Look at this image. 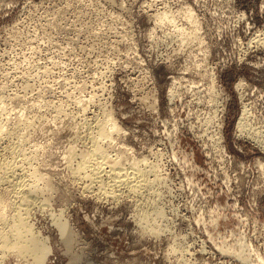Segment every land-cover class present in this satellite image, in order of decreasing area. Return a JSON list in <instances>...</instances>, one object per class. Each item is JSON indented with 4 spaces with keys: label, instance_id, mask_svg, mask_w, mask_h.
<instances>
[{
    "label": "rangeland",
    "instance_id": "1",
    "mask_svg": "<svg viewBox=\"0 0 264 264\" xmlns=\"http://www.w3.org/2000/svg\"><path fill=\"white\" fill-rule=\"evenodd\" d=\"M10 110L27 118L10 139L39 145L47 205L29 217L43 264H264V143L251 137L264 142V0H0V124ZM98 117L120 128L109 156L157 170L146 200L74 179ZM139 207L164 213L159 234L137 225Z\"/></svg>",
    "mask_w": 264,
    "mask_h": 264
},
{
    "label": "bare ground",
    "instance_id": "2",
    "mask_svg": "<svg viewBox=\"0 0 264 264\" xmlns=\"http://www.w3.org/2000/svg\"><path fill=\"white\" fill-rule=\"evenodd\" d=\"M191 17H189V18H191ZM181 28H183V27L181 26ZM176 30H178V29H176ZM183 31L185 33L186 30L184 29ZM191 31H190V33H191ZM180 33H182V32H180ZM188 35H189V33H188ZM178 36L181 37V35H179V34H178ZM185 38L188 39L187 36ZM185 38L182 37L181 39H184V41H185V40H187ZM192 38H189V39H192ZM261 41H263V40H261ZM259 43H258V45H259ZM16 101H18V98H17ZM12 109H14V108H12ZM16 110L17 109H15V111ZM20 110H21V108H20ZM20 110L18 109V111H20ZM103 110L105 111V109H103ZM15 111H11L10 115L13 112L15 113ZM7 112H9V111H7ZM98 112H99V108H98ZM107 113H109V112H107ZM15 114H16L15 117L19 115V114L17 115V113H15ZM24 114L25 113H23V115ZM83 114H86V113L83 112ZM20 115H22V113ZM96 116H98V114H96ZM105 116H106V118L108 120L109 116L108 117H107V115H105ZM4 117H5V115H4ZM7 117L8 118H6V120L3 118V120H5V122L3 121L4 123L1 122L2 124H0V223H1V227H0V256L4 257V256H8L10 254H13V255H17V256H19L21 258L24 257V258L31 259L33 261L32 264H43L45 262L44 261L45 257L50 252L49 246L47 245L46 239L43 238V236H41L38 232H35L36 230L34 231L33 226L30 223L31 221H30V217H29L31 211H33V209L35 207L42 206V208H43V206H44V208H45V205H47L45 200H44V198H43V191L42 190L44 188L40 187V185H39L40 182H43V184L45 183L44 181H40V180H42L44 178L42 173H41L43 171V169H42V171H40L38 169L39 166L38 167H36V166L33 167L32 159H31L35 154L40 156L39 155L40 154L39 147H38L39 145L35 144L32 147V145L29 143L31 145V147L27 148L26 145H24V141H23L24 138L23 139L22 138H18V140L16 138V141H12V139H10V138H13L14 135H17L18 132L22 130L23 124H22L21 120H23L22 119L23 117L22 118H21V116L20 117H16V118H13V117H10V116H7ZM25 117H28V115L24 116V118ZM246 117H248V116H246ZM246 117L244 115H242V116H240V118L237 121L238 127H239L240 131H242V132H244L246 130L247 131L249 130V129H246V121H245ZM92 118H93V116H92ZM103 118H105V117L103 116ZM25 119H27V118H25ZM87 119H88V116H87ZM93 119L95 121V118H93ZM98 119H99V117H98ZM1 120H2V118H1ZM90 120H91V118H90ZM30 121H31V119H30ZM108 121H110V120H108ZM83 123H84V121H83ZM87 123H88V121H87ZM92 123H93V121H92ZM32 124H33V122H31V125ZM29 125H30V123L29 124L27 123L26 126H29ZM88 125H90V122H89ZM249 125H247V126H249ZM86 127L87 126H85L84 128L86 129ZM27 128H29V127H27ZM94 128L96 129V133H94L95 131H94L93 128L92 129H93L94 132L90 131L91 130L90 128H89L90 130H88V131L91 132V133L88 132V133H90L88 135V137H89L88 139H90L91 146H90V148H87V151L85 150L87 153H85V151L83 149L85 154H83L82 156L80 154L81 157L79 158V157H77L74 154L73 150L70 151V149H67L71 153V155L69 156V158H70L69 162L70 163H71V161H73V159H76V158L78 159L79 158L78 159V163L75 166H73V168H71V170H70V172L72 171L73 172L72 174H74L73 175L75 177L74 179H76V178L77 179H85L88 182V184H86L87 187H85V189H88V190H90L92 192H93V190L94 191L96 190L95 192H97V194H98L100 199L102 198L104 200H107L108 198H111V199H117L118 200V199L123 198V196H124L125 198L133 199L135 201V203L136 202L138 203L139 200H142V198L145 199L146 198V194L148 193L147 192L145 194V191L148 190L150 188V186L153 185V184H150L151 181H152L151 180L152 178L150 179L151 174H155L157 170H154V168L151 167V166L150 167H145L146 166L145 165L143 167L144 164L142 165L140 163V161H142V160H140V161L137 160L139 158H137L134 161H130L131 158L128 159V160H125L126 158L125 159L120 158V157H122V155L120 156L118 154L119 156L112 157V156H109V153L108 154L106 153V151H105L106 147L103 148L105 145L104 146H102V145L104 143V140H106V138H108V137L110 138L111 134L115 130L117 131V135H118V132H119L118 130L120 128L118 127L119 129L117 130L116 123L112 122V123L107 124V123L104 122V120L101 121L99 119L98 121L95 122ZM25 129H24V131H25ZM254 130H252V131H254ZM25 132H24V137L26 136L25 134H27ZM78 132H80V131H78ZM84 132L83 133L81 132L82 134H84L83 136H85ZM248 132H250V131H248ZM258 133H254L253 132V134L252 135L250 134V135H251V137L256 139L258 141V143L261 142L262 143L261 145L263 147V143H264V142H262L263 139L261 140V137H258ZM261 133H260V135H262ZM18 136H21V135H18ZM27 136H29V135H27ZM78 136H79V133H78L77 136L75 134V138L78 137ZM86 136H87V134H86ZM15 137H17V136H15ZM79 138H81V136ZM79 138H78V141H79ZM84 139L86 140V137H84ZM111 139L112 138H110V140ZM26 141H29V139L25 140V142ZM74 141H77V140L74 139ZM78 141H77V143H78ZM112 143H116V142H112ZM32 144H34V142H32ZM106 146H108V145L106 144ZM87 147H88V145H87ZM125 147L126 146H124L123 148L125 149ZM83 148H84V146H83ZM42 149H44V148L42 147ZM67 150H66V152L68 154ZM125 150H123V151L125 152ZM37 152H39V153L37 154ZM66 152H65V154H66ZM126 152H127V150H126ZM114 153H117V152L114 150ZM36 155L34 157H36ZM42 155H43V153H42ZM63 158L64 157H62V160H63ZM35 160H36V158H35ZM37 160H39V159H37ZM34 161H33V163H34ZM41 161H42V159H41ZM42 162H44V163H42L44 165L45 161H42ZM35 163H37V161ZM146 164H148V162ZM45 165H47V164H45ZM48 165H49V163H48ZM50 167H51V165H50ZM46 169H45V171H47ZM158 172H159V170H158ZM47 178H49V177H47ZM157 178H158V176H157ZM72 179H73V177H72ZM76 182H77V180H76ZM79 182H81V181H79ZM154 182H156V181H154ZM78 185H79V183H78ZM47 187H50V185L47 186ZM78 187H80V186H78ZM154 188H155V186H154ZM150 189H152V188H150ZM44 191H45V189H44ZM49 191H51V190H49ZM153 191L154 190L152 189V193H153ZM91 193H90V195H92ZM143 194H145L144 195L145 197H143ZM149 194L150 193H148V195ZM84 195H85V192H84ZM156 195H158V194H156ZM50 196L51 195L49 194V197ZM92 197H95V196H92ZM99 198H97V199H99ZM151 198L152 197H150L149 199H151ZM158 198H159V195H158L157 199ZM144 199H143V201H144ZM46 200L49 201V198L46 199ZM148 201L149 200L147 199V201H145V202H148ZM141 203H142V201H141ZM128 205H129V202H128ZM139 205H140V203H139ZM149 205L151 206V204H149ZM156 205H159V204L156 203L155 206ZM150 206L147 205L146 207L148 208ZM146 207H145V209L144 208L141 209L139 207L138 215H137L139 223L138 222H136V223H138L137 225L141 226V228H145L147 231H149L151 233V235L154 234V233L156 234L160 228L157 229L155 221L157 223L158 219H162V216L164 218L165 215H163L164 213L162 214V211H159L158 208H156V209L153 208L152 210H146ZM6 208L10 209V212L5 214L4 210ZM151 208H149V209H151ZM7 209H6V211H7ZM135 211H137V210H135ZM51 213L53 214V212H51ZM60 213H59L58 216H60ZM135 216H136V214H135ZM62 218H64V217H62ZM136 218H135V220H136ZM53 220H54V222L58 223V225H59V227L61 229L60 232L62 231L63 232L62 234H66V236H67L66 239L67 240L66 239H64V240H66V242L68 241V245H70L69 243L72 240H71L70 231H68V228H67V224L65 222L63 223L61 218H59V217H55ZM159 221H161V220H159ZM165 221H163V222H165ZM158 227H159V225H158ZM164 230L165 229H163V231ZM157 234H159V233H157ZM17 259H19V258H17Z\"/></svg>",
    "mask_w": 264,
    "mask_h": 264
}]
</instances>
